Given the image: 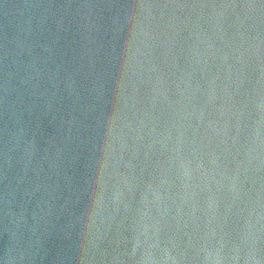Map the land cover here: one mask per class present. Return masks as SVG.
<instances>
[{"label":"water","instance_id":"95a60500","mask_svg":"<svg viewBox=\"0 0 264 264\" xmlns=\"http://www.w3.org/2000/svg\"><path fill=\"white\" fill-rule=\"evenodd\" d=\"M0 264H264V0H0Z\"/></svg>","mask_w":264,"mask_h":264}]
</instances>
